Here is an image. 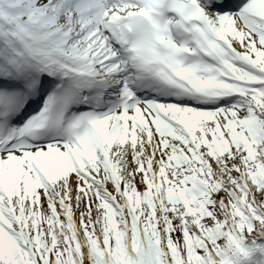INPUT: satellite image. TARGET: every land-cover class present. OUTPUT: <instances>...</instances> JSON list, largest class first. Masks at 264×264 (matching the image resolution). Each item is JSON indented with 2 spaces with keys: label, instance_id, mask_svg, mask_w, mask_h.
Returning a JSON list of instances; mask_svg holds the SVG:
<instances>
[{
  "label": "bare ground",
  "instance_id": "obj_1",
  "mask_svg": "<svg viewBox=\"0 0 264 264\" xmlns=\"http://www.w3.org/2000/svg\"><path fill=\"white\" fill-rule=\"evenodd\" d=\"M52 2L56 5L48 6ZM66 3L71 4L66 13L79 18L67 22L68 17L60 15ZM40 5L47 12L55 10L61 29L52 31L54 35L49 38L50 46L41 44L44 33L36 34L33 40L36 53H50L69 41V57L81 59L91 68L96 67L113 84L121 80L125 82V78L131 75L120 52L102 32L104 18L112 9L103 6L100 0H41ZM34 14L35 11L21 10L18 14L5 16L18 23ZM209 18L224 41L218 42L209 36L201 39L205 49L216 59L217 70L213 71L203 63H189L178 56L177 45L172 38L168 42L173 51L166 57L165 65L200 87L213 85L225 91H239L236 101L232 99L210 112H202L183 103L167 102L155 105L154 111L152 104L147 103L141 107L142 115L135 122L132 120L133 110L125 112L120 106L113 105L111 112L91 121L90 127L95 130L82 134L80 147L56 145L33 150L35 167L43 172V184L48 188V191L40 188L34 198L26 188L32 183L33 171L24 152L19 149L0 152V225L5 218L13 219L18 215L19 219L14 221L22 223L23 229L28 227V220L32 219L35 210L55 199V194L57 199L65 195L69 205L70 200L80 197L91 179H102L104 169L110 166L123 169L120 171V184L123 188L127 187L125 182L136 173L134 166L137 162L150 173L153 167H157L163 153L173 148L181 151L175 142L178 132L194 136L206 130L216 140L228 135L232 141L246 142L255 154L256 135L249 126V116L242 115L241 105L245 103L248 106V114H264V85H259L257 80H246L249 79L246 77L249 70L262 73L259 79H264V0H251L239 15L221 13ZM77 25L80 26L77 37L82 36L79 40L73 33ZM69 35L73 36L72 40ZM76 44L80 46L75 47ZM254 64L256 68L252 67ZM152 148L157 157L153 155ZM69 157L77 163V170L72 171ZM235 161L237 164L235 159L230 163ZM57 172H62L63 177H56ZM53 203L57 205L58 201Z\"/></svg>",
  "mask_w": 264,
  "mask_h": 264
},
{
  "label": "rangeland",
  "instance_id": "obj_2",
  "mask_svg": "<svg viewBox=\"0 0 264 264\" xmlns=\"http://www.w3.org/2000/svg\"><path fill=\"white\" fill-rule=\"evenodd\" d=\"M40 2L41 0H30L29 4H25L38 5ZM56 22L57 20L54 19L53 24ZM242 115L251 118L252 132L256 135L257 141L255 143V154L249 152V155L264 178V136L257 132L261 121H258L253 114L249 115L245 110H242ZM256 115L260 116L259 114ZM175 142L180 146L181 151L173 148L169 152L163 153L157 167H153L152 172L149 173L142 164L137 162L134 166L137 169H134L136 173L131 174L129 179L126 180L125 183L128 186L125 188L121 187L120 184V171H123V169L120 167L119 169L116 165L110 166L104 169L102 179H91V183L87 188L84 187V190L81 191L79 200H70L69 205H67L65 195L57 199L58 195L55 194V199H51V202L47 201L35 210L32 219L28 220V227L23 229L22 223L15 222L14 219H19L18 215H15V218H10L11 220L8 217L5 218L2 221V226L0 225V229L9 230L16 239L23 241L30 248L33 257H35L36 248L40 249L42 253L49 254L53 246L52 229H48L42 223L40 215L42 214L44 217V222L45 220L50 221L49 212L53 211L64 231V235L73 242L74 239L78 241L83 264H95L91 252L87 248L85 237L79 228L80 221L84 219L92 225L96 237L101 240L107 232L112 235L111 233L114 232L115 234V231H120L130 247L131 237L135 236L136 244L140 245L139 256L146 259L150 254L149 250L146 249V242L142 237L138 221L142 211L140 203H143V193L146 190L152 194L156 205L157 224L161 228V241L165 256L168 253L166 252L168 234L165 229L166 220L163 201L158 187L164 182L176 186V180L179 177L192 175L207 187L209 191L208 200L211 202L210 208L215 211L214 219L216 221L227 219L228 223L231 222L236 234L247 245L253 238L261 236L264 232V222L244 228L232 211L233 195L235 194L242 196L245 201L254 205L262 206L264 204V185H258L252 179L250 163L245 154V148L248 151L250 149L249 145L241 140L232 141L228 135L216 140L206 130H202L194 136L185 132H178ZM152 152L155 157L158 156L154 148H152ZM233 159L237 160L238 163L236 164L235 161L231 164L230 161ZM75 170L76 167L73 166L72 171ZM63 175L62 172L56 173V177L62 178ZM122 180H125L123 176ZM40 181L39 178L33 177L29 187L25 184L27 190H31L29 195L32 198L37 196V191L40 188H45L48 191L47 185L45 187ZM46 193L48 194V192ZM97 195H101L102 199L104 198L114 207L117 226L112 230L109 227L105 230L106 226L102 222L101 213L95 206ZM111 197H114V199ZM52 201H58L57 205ZM84 213H86L85 216ZM178 224V222L175 223L177 227L174 234L177 240H180L183 234L179 230ZM195 230H200V226L196 225ZM0 264H3L1 257Z\"/></svg>",
  "mask_w": 264,
  "mask_h": 264
},
{
  "label": "trees",
  "instance_id": "obj_3",
  "mask_svg": "<svg viewBox=\"0 0 264 264\" xmlns=\"http://www.w3.org/2000/svg\"><path fill=\"white\" fill-rule=\"evenodd\" d=\"M252 179L258 185H264V178L257 170L249 153L245 152ZM175 188L169 183L160 184L163 200L164 217L166 220L167 245L172 264H232L243 250V243L236 237L227 219L216 221L215 211L208 200L209 193L201 187L196 179L192 180L188 189L181 183ZM232 211L241 226L248 228L256 223L264 222V204L260 207L247 202L240 195H233ZM97 208L101 211L106 230L114 229L113 214L108 204L97 197ZM141 207L143 214L139 218L141 234L146 242V249L150 256L142 259L140 245L136 244L135 236L131 245L133 254L139 259L137 263L126 250L125 240L120 231L108 233L104 236L105 249L94 236V232L87 220H82L81 227L88 243L91 256L95 264H164L162 257V242L160 229L156 225V215L151 202L143 198ZM85 215V214H84ZM178 220V221H176ZM179 223V230L183 236L177 240L174 232ZM47 225L53 230L54 250L50 262L45 255L39 253L41 264H82L73 247L69 245L62 231L58 228L55 218L50 216ZM199 225L200 230H195ZM135 235V234H134ZM0 257L5 264H35L29 252L24 250L23 258L17 257L12 240L6 234L0 233ZM243 264H264V239L258 243V253L255 259Z\"/></svg>",
  "mask_w": 264,
  "mask_h": 264
}]
</instances>
